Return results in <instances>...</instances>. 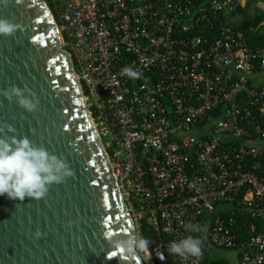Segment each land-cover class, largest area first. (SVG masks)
Instances as JSON below:
<instances>
[{
    "label": "built area",
    "instance_id": "1",
    "mask_svg": "<svg viewBox=\"0 0 264 264\" xmlns=\"http://www.w3.org/2000/svg\"><path fill=\"white\" fill-rule=\"evenodd\" d=\"M49 2L136 233L149 219L167 236L140 253L145 264H223L205 248L264 264V82L250 81L264 48L230 22L205 34L239 0ZM186 235L200 256L169 255Z\"/></svg>",
    "mask_w": 264,
    "mask_h": 264
},
{
    "label": "water",
    "instance_id": "2",
    "mask_svg": "<svg viewBox=\"0 0 264 264\" xmlns=\"http://www.w3.org/2000/svg\"><path fill=\"white\" fill-rule=\"evenodd\" d=\"M0 19L17 25L0 34V139L27 137L72 170L41 198L0 195V264H145L113 247L135 224L48 4L0 0ZM11 85L34 111L2 95Z\"/></svg>",
    "mask_w": 264,
    "mask_h": 264
},
{
    "label": "clouds",
    "instance_id": "3",
    "mask_svg": "<svg viewBox=\"0 0 264 264\" xmlns=\"http://www.w3.org/2000/svg\"><path fill=\"white\" fill-rule=\"evenodd\" d=\"M17 25L7 19H0V34L11 35ZM123 72L130 78H136L139 73L130 67ZM10 90H3L2 95L9 101L15 96L17 104L28 112L36 109L39 103L36 97H29L24 90L11 85ZM8 131H13L8 125ZM72 170L68 164L57 155L49 153L42 146L34 145L27 137H10L0 139V195L8 198H41L47 192L51 183H59L65 177L71 176ZM186 230L195 231L191 223L184 225ZM36 236L40 233L37 231ZM113 247L121 249L126 254H140L147 250L149 241L139 234H130L126 238L113 237ZM169 255L187 258L198 257L201 254V241L192 235H186L178 240H172L166 245ZM163 260V257H160Z\"/></svg>",
    "mask_w": 264,
    "mask_h": 264
},
{
    "label": "crops",
    "instance_id": "4",
    "mask_svg": "<svg viewBox=\"0 0 264 264\" xmlns=\"http://www.w3.org/2000/svg\"><path fill=\"white\" fill-rule=\"evenodd\" d=\"M224 17L227 22H230L237 28L243 24L250 26V23L254 22V25H251L247 31H242L241 35L243 36L246 32L256 33L258 34L257 36L264 35V0H239L237 11ZM254 43L256 44V48H262L259 42L256 41ZM250 81L252 84H262L264 82V70H257L251 74Z\"/></svg>",
    "mask_w": 264,
    "mask_h": 264
},
{
    "label": "trees",
    "instance_id": "5",
    "mask_svg": "<svg viewBox=\"0 0 264 264\" xmlns=\"http://www.w3.org/2000/svg\"><path fill=\"white\" fill-rule=\"evenodd\" d=\"M45 1L50 6L49 0H45ZM200 1H202V0H200ZM226 22L227 21L225 20V17H224L223 20H222V22L216 23L215 29L213 31L207 30V31H205V34H207V35L211 36L212 38H214L215 35H218V33H219L218 29L220 28V26H222V24L223 23H226ZM250 24L251 25H254V22H251ZM250 26H247L246 24H243L239 28H237L235 26L236 27V31H237V35L240 38H242L243 40L247 41L248 44L250 46H252V47H255L256 46V44L254 42L257 41V42L260 43V46L262 48H264V35L257 36L258 34H256V33H250V32H246L244 36L241 35L242 34V31H244V30L247 31L250 28ZM255 34H256V37H255ZM84 91H85V89H84ZM238 222H239V225H240V228L239 229L241 231L243 230V235L244 236H247L246 225L248 224L249 219L246 218V217L239 216L238 217ZM255 223L258 226V230L264 229V224L263 223H260V222H257V221H255ZM140 235L143 236L146 240H148L151 246H155V243H159L161 240H164V241L167 240V236L164 233L158 234L155 231V227H154V225L152 224V222L149 219H144L143 220L142 226H141ZM208 249L209 248H205V253H206L207 257L209 256L208 255ZM208 259H209V257H208ZM210 260L215 261V262H218V263H223V264H227L228 263L227 260H222V259L221 260H213V259H210Z\"/></svg>",
    "mask_w": 264,
    "mask_h": 264
},
{
    "label": "rangeland",
    "instance_id": "6",
    "mask_svg": "<svg viewBox=\"0 0 264 264\" xmlns=\"http://www.w3.org/2000/svg\"><path fill=\"white\" fill-rule=\"evenodd\" d=\"M208 257L213 260H230L235 261V253L233 251L224 250V249H208Z\"/></svg>",
    "mask_w": 264,
    "mask_h": 264
}]
</instances>
